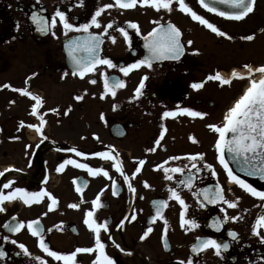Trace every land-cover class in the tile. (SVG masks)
Returning a JSON list of instances; mask_svg holds the SVG:
<instances>
[{"label": "flooded vegetation", "instance_id": "1", "mask_svg": "<svg viewBox=\"0 0 264 264\" xmlns=\"http://www.w3.org/2000/svg\"><path fill=\"white\" fill-rule=\"evenodd\" d=\"M185 2L227 35L219 36L193 20L175 2L169 12L140 3L121 8L116 0H0V194L8 196L20 188L28 193L46 191L56 199L53 204L44 195L38 202L25 204L22 194H16L0 204L4 209L0 211V251L5 254L0 264H64L40 247L39 236L27 227L32 221H39L51 251L67 255L78 248H92V252L76 253L75 261L95 264L100 253L96 233L85 223L89 211L93 221L106 225L99 239L114 264H264V227L259 236L253 233L257 218L264 216V200L231 180L219 161V134L208 127H223L227 111L217 107L222 83L208 77L219 72L231 83L251 79L247 69L244 79L232 78L237 67L228 73L217 69V47L236 39L237 24L254 13L256 0L253 11L240 20L210 12L199 0ZM109 4L113 6L104 7ZM101 9L100 27L91 25ZM57 11L64 12L75 28L65 30L57 18L54 28L39 31L32 17L39 15L50 22ZM85 24L91 25L88 32L76 30ZM169 24L182 33L184 52L179 59H155L151 67L140 65L128 75L120 71L148 58L145 37ZM261 24L263 28L264 18ZM89 33L100 35L97 55L115 67L96 65L81 77L73 74L76 69L68 45L82 42ZM76 55L86 57L87 53ZM145 76L142 94L137 96ZM105 78L119 79L125 86L115 89L113 96L104 87ZM194 83L203 86L197 90ZM185 108L205 115L193 117L181 111ZM165 112L175 115L165 117ZM76 151L86 155L78 156ZM101 152L106 156L96 155ZM224 156L227 161L226 149ZM77 164L103 171L89 173ZM175 168L182 171H171ZM232 171L264 192V183ZM189 178L190 186L181 183ZM217 187L237 206L203 199L205 189ZM98 197L99 207L93 203ZM182 218L195 221V226L182 223ZM16 223L24 224L18 232L4 227ZM148 228L152 231L145 236ZM230 233L238 234L237 238ZM209 239L229 247L219 255L211 247L193 251L194 245Z\"/></svg>", "mask_w": 264, "mask_h": 264}, {"label": "snow or ice", "instance_id": "2", "mask_svg": "<svg viewBox=\"0 0 264 264\" xmlns=\"http://www.w3.org/2000/svg\"><path fill=\"white\" fill-rule=\"evenodd\" d=\"M82 2V0H81ZM176 3L180 11L185 12L186 14L190 15L191 18L195 21H198L200 24L206 26L212 32L216 33L219 36H226L227 34L217 28L215 25L210 23L207 19L197 14L186 2L185 0H116V4L121 8H131L135 7L137 3L142 5H148L156 8L158 11L163 8L169 12L172 11V4ZM214 2H218L221 4L227 3L232 8L238 9V11L225 13L220 11L218 14L220 16H227L231 19L240 20L247 16L251 11H253L254 0H214ZM199 3L202 7L210 12H217V9L212 7L207 0H199ZM113 5H105V8H110ZM103 9L98 10L96 14L93 16L91 20V25L96 27H100V24L97 20V17L101 15ZM57 18L63 24V28L65 30L74 29L75 26L68 22V19L64 12L57 11L55 16L49 22L47 18L40 17L39 15H35L32 17V20L38 26V30L41 32H46L49 30L50 26L55 27L57 24ZM89 24H85L82 26L81 29L84 32L89 31ZM107 27H112L111 24L107 25ZM131 27L137 28V25L132 24ZM121 32L124 33L125 37H127V33L124 32V29H120ZM54 34V33H53ZM182 33L181 30L173 25L169 24L166 28L164 26H160L158 29H154L147 37H145L147 43L146 47L149 51V57L141 60L138 64L131 65L127 68H121L120 71L123 72L125 75H128L130 69L137 68L140 65H147L151 67V61L155 59H179L180 56L184 52V44L181 42ZM231 39V37H228ZM244 39L251 40L253 39L252 36H246ZM102 43L100 35H95L89 33L88 37L85 38L82 42L74 41L69 45V55L72 57L74 67L76 71L73 73L79 74L81 77L85 73L93 72L96 68V65H107L108 67H115L109 59H102L100 58L97 53L100 48V44ZM189 45L192 41L187 42ZM87 53L86 57L77 56L76 53ZM245 69H247L248 77L251 78L253 72L261 73V79L259 81L255 79H250V87L247 88L246 92L243 96L239 98V100L235 103L234 107H232L229 112L225 116V123L223 127L216 126V125H209L208 127L214 130L219 134V139L216 144L217 150L220 152L219 161L223 165V167L227 170L228 176L231 178L233 182H235L239 187L248 191L252 196L260 198L264 200V192H258L255 188L251 185L247 184L243 179H240L239 176L235 175L232 169L229 167V163L225 160L224 152L225 149L227 152L232 153L234 157L242 163V166H247L251 171L249 174H256L257 172L261 175H264V66L258 67L256 69H252L250 65H244ZM66 75V74H65ZM232 78H240L244 79L245 77L240 73L233 70L231 74ZM147 76L143 77L140 85L136 89L137 96L141 95V89H143L144 84L143 80H146ZM208 79L210 80H217L220 81L222 84H230L231 79H225L221 76L219 72H217L214 76H209ZM95 83V81H92ZM125 84L123 81L116 79L113 82H109L107 78L104 81V87L106 90L111 91L112 95L115 96V89L124 87ZM203 85L199 83H194L192 87L194 89H200ZM24 95L31 96L34 100L42 101V98L38 96H34L32 93L27 92L25 90H19ZM80 99L81 97H76ZM183 113L191 115L193 117H202L203 113L192 111L190 109H182ZM35 112V109H34ZM175 115L171 112H165L164 116H171ZM43 122V121H42ZM34 127V126H33ZM40 129H37L39 131ZM75 151V150H74ZM76 155L84 156L86 154L76 151ZM96 155L99 156H106V153H98ZM202 159V156L200 157ZM193 161L197 159V156H193L191 158ZM75 163V161H72ZM142 164L143 161H140ZM76 166L87 169L89 173L95 174V172L103 171L102 169L93 170L87 164H77ZM193 168L196 167L195 164L192 165ZM206 167L211 168V165H206ZM117 170L122 171L121 167L117 165ZM7 171V170H6ZM59 171V169H58ZM139 171V169H137ZM173 172H181L180 168L171 169ZM123 174V173H122ZM104 175L107 176L108 173L105 171ZM0 176H3V173H0ZM170 178V177H169ZM125 180L127 177L125 176ZM181 183L191 185V178L188 181H181ZM9 184H5L4 187H9ZM129 188H132V185L129 184ZM135 191L134 189H132ZM79 191V188H77ZM16 194H22V198L25 204H31L32 202H38L39 197L47 195L52 199V203H56V199L51 197V194L45 192L41 193H28L24 189L17 188L15 192L5 196L4 194H0V204H2L6 200L16 198ZM172 196L177 199L182 205L184 201L180 198L178 193L175 190H172ZM203 199L208 203H216L217 201H223L228 203L229 207H236L237 204L227 201L223 195L222 190L217 187L216 190L212 189H205L202 193ZM239 199V198H237ZM94 205L97 207L100 206L99 197L96 201L93 202ZM73 208H77L78 205L73 204L71 205ZM0 211H4L3 207H0ZM93 213L91 211L88 212L89 219L85 220V223L88 224L89 228L92 229L94 233H96V247L99 250L100 255L98 256L95 264H114V261L109 258L106 253L104 252V244L99 239L100 229L102 227H106V225H101L93 221L91 218ZM134 218V217H133ZM15 219V218H14ZM232 220L238 219V217H231ZM182 223L187 224L191 223L195 226V221H188L182 218ZM11 232H18L23 227V223H16L15 225L6 224L4 226ZM28 229L31 231V234L34 236H39V243L40 247L47 252V254L58 261H63L64 264H76L75 256L76 253L79 252H92L94 249L92 248H78L76 252L71 254H60L55 251H51L47 244L44 241L43 235L41 234V228L39 225V221H32L29 222L27 225ZM264 227V216L257 218L256 225L253 226V233L255 235H260V228ZM152 231L151 228H148L145 236ZM233 238H237L238 234L230 233ZM143 238V237H142ZM264 239V238H262ZM16 243V241H13ZM167 246V245H166ZM19 247L24 250L25 254L28 253V250L25 245L20 244ZM119 247V245H117ZM208 247H211L215 250L216 254L219 255L221 253L222 248L227 250L229 245L227 243L221 245L216 240H202L197 245L193 246V251L198 250H205ZM5 254L3 251H0V257H3ZM43 264V262H42ZM191 264V261L188 262Z\"/></svg>", "mask_w": 264, "mask_h": 264}, {"label": "rangeland", "instance_id": "3", "mask_svg": "<svg viewBox=\"0 0 264 264\" xmlns=\"http://www.w3.org/2000/svg\"><path fill=\"white\" fill-rule=\"evenodd\" d=\"M263 18L264 0H256L254 13L243 23L237 24L236 39L229 45L225 41L222 47H217V69L225 70L228 73L233 67L244 70L245 67L242 66L252 64L256 69L258 64H264V26L262 28L261 24ZM246 36H252L253 39H244ZM242 42L243 46H233L236 43L242 44ZM261 66L264 65H259V67ZM224 76L229 78V75ZM259 76L261 73L256 72L251 79L256 80ZM248 87H250V79L247 82L236 79L230 86L222 84L220 92L217 91V107L228 111L234 107L239 96H243ZM236 97L239 98L235 102Z\"/></svg>", "mask_w": 264, "mask_h": 264}, {"label": "water", "instance_id": "4", "mask_svg": "<svg viewBox=\"0 0 264 264\" xmlns=\"http://www.w3.org/2000/svg\"><path fill=\"white\" fill-rule=\"evenodd\" d=\"M207 2L214 8L217 4V15H219L218 13L220 11H223L225 13H231V12L238 11V9L232 8L227 3L221 4L218 2H214V0H207ZM254 5H255V0H254ZM254 5H253V8H254ZM222 17L227 18V19H231V18H228L227 16H222ZM233 20H236V19H233ZM85 38H87V37H85ZM226 158H227V161L229 162V164H231L232 169L234 170V172L236 174H238L242 177L248 178V179L257 180L261 183H264V175H261L258 172L256 174H249L251 169H249L247 166H242V163L239 160H237L232 153L227 152V150H226Z\"/></svg>", "mask_w": 264, "mask_h": 264}, {"label": "bare ground", "instance_id": "5", "mask_svg": "<svg viewBox=\"0 0 264 264\" xmlns=\"http://www.w3.org/2000/svg\"><path fill=\"white\" fill-rule=\"evenodd\" d=\"M236 72L240 73L241 75L245 74V71L244 70H238L235 69ZM226 75V73H224ZM232 74V73H231ZM261 78V76L257 77L256 80L258 81L259 79Z\"/></svg>", "mask_w": 264, "mask_h": 264}]
</instances>
